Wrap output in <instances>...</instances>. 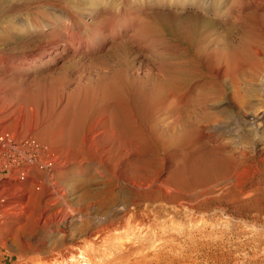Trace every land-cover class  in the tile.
Listing matches in <instances>:
<instances>
[{"label": "rangeland", "instance_id": "1", "mask_svg": "<svg viewBox=\"0 0 264 264\" xmlns=\"http://www.w3.org/2000/svg\"><path fill=\"white\" fill-rule=\"evenodd\" d=\"M109 1L106 0V2ZM204 1V5L199 10L187 3L161 6L151 0L136 1V6L138 5L142 12L140 16L146 15L147 12L151 15L152 21L158 24L154 25L159 33L153 35L156 38H152L157 45H153L152 49L137 52L134 56L130 55L134 69L138 73L134 82L126 80L124 68L118 64L117 53H110L109 59L112 60H109V65L107 64L108 69L118 76V82L129 94L130 103L139 101V104H142L149 97L152 89L155 92V85L158 87L157 92L152 96L153 98L161 97L163 91L162 88L160 90L158 78L154 73L164 76L165 79L176 78V80L187 83L190 89L201 78L206 76L215 78L216 72L236 73L237 70L246 69L250 75L249 68L254 58L249 53L247 45L252 43L258 47L259 51L263 50L264 18L259 15L261 12L254 10V7L249 8L248 0H221V2L217 0L215 2L217 6L215 5L212 11H209L210 7L207 6L210 3L213 6L212 0ZM106 4H103V8L108 10V4ZM175 8L181 10L179 15L174 14ZM47 9L55 14H61L54 8L47 7ZM15 12L21 14L19 10ZM104 14L108 15V12L101 14L100 21L111 20L109 15L105 18ZM235 15L239 19L235 18ZM176 17L182 20L180 26L177 25ZM234 19L238 20L236 24ZM108 21L104 24L106 25ZM232 24L234 28L230 27ZM95 27L96 24L90 30H83V34L95 43H100L99 39L105 34L99 32V35H96L98 28ZM90 32L96 37H93L94 35ZM6 37L7 45L0 46V134H8L12 138V143L17 145H20L22 140H34L42 152L38 153L36 160L33 158L32 162H27L28 156L32 154V150L30 151L27 146H16V149L0 147L2 154L6 152V159L9 157L11 162L15 160V162H10V169L7 167L0 171V187L3 186L4 189L0 190L2 195L0 198L4 199V204L0 203V227L14 229L13 227L25 226L26 230L31 228L35 230L42 221L40 218L42 215L48 217V215H58L62 212H67L68 215L82 212L84 215L82 217L83 219L86 217L87 222L76 230V238L72 242L68 241L67 244L84 240L87 241L86 245H89L92 239L87 238V227L93 225L92 219L96 217L103 219L114 209L118 211L123 204H128L136 198L140 205L138 221L141 225L134 226L133 232L125 235L122 228L115 230L116 224L111 231H108L112 232L109 235L114 234L121 238L117 240L114 250L111 252V248L107 247L105 256L100 258L101 261L97 259L96 263H105L110 259L109 262H113L116 255L126 252L124 254L128 263L123 264H132V262L133 264H147V262L151 264H264V106L257 111L238 113L235 118L233 117V119L243 120L247 127L258 129L259 137L255 146L246 147L247 158L243 159L241 165L238 166L235 172L236 177L231 181L230 192H226L224 184L217 186L215 192L209 196H187L183 190L176 188L177 192L171 191L172 197L167 199L160 197L157 193L152 194V183L148 184L156 175V172L152 171V165H149L147 170L124 168L123 174L127 178L130 176L129 179L134 180L140 188L142 195L137 198V195L133 193L134 188L128 184L123 185L115 180L108 186L106 182L110 176L105 175L104 177L105 173L99 175L95 164L91 162L94 161V158L90 156L92 149L75 148L73 146H86V144L77 145L70 141L74 137L75 140L80 141L83 137L89 140L98 136L101 143L96 146H122L123 148V146L154 145L151 142L152 135L143 129L140 132L131 133L110 127L107 135L102 134L104 137L90 131L95 116L91 109L98 103L100 94L93 88H86L85 83L89 77L91 81H97L95 80L97 70L92 66L94 62L92 64L90 62L92 58L103 52H89L82 56V59L77 53L73 58L66 57L55 63L37 62L31 68H19L11 61L6 63L2 61L26 54L31 49L32 42L23 35L7 34ZM201 38H204L205 50L202 54L196 55L193 45ZM115 40H118L115 36L108 37L109 43L105 49L108 50L109 44ZM152 50L158 54H154ZM82 71L86 72L85 77L79 81L78 74ZM149 72H152V75ZM249 78L242 74L240 82L255 89L262 87V84L251 81ZM228 94L229 91H227ZM227 97H224L220 107L232 106ZM259 97L264 99L263 91L259 92ZM131 106L133 107V103ZM73 126L78 129L75 136L70 135L69 132ZM220 133L223 132H218L219 135ZM103 142L105 145L102 144ZM173 151L171 150L168 155L160 154L162 168L166 169L167 175L172 167L173 162L170 155ZM145 156L148 157L147 152L142 157L145 158ZM79 158H86L84 162L87 163L78 164ZM62 159L64 161H61ZM112 161L114 158L109 157L108 165ZM50 162V166H40L48 165ZM19 169L26 171L25 177L20 176ZM108 170L111 175L112 170L110 168ZM11 185L13 187H10ZM152 198H159L158 203L152 204ZM187 203L190 204L191 209L185 206ZM155 213L160 215L158 219L154 218ZM128 218L129 214L119 223L126 224ZM19 219H21L20 223ZM51 229L56 231L53 235L55 237L56 234L60 235L64 225L60 224L58 228L52 226ZM11 234L3 233L1 238L10 237ZM128 236L131 239L127 238ZM5 240L7 249L13 250L11 241ZM133 249H137L136 252ZM4 252V250L0 252V259L3 257L0 264H10L12 258L2 256Z\"/></svg>", "mask_w": 264, "mask_h": 264}, {"label": "bare ground", "instance_id": "2", "mask_svg": "<svg viewBox=\"0 0 264 264\" xmlns=\"http://www.w3.org/2000/svg\"><path fill=\"white\" fill-rule=\"evenodd\" d=\"M136 1L138 0H110L109 2H106V0H0V46L7 45V34L15 36L23 35L32 42L31 49L26 54L6 58L2 62L6 63L11 61L19 68H31L35 66L37 62L55 63L66 57L73 58L77 53L80 55L79 58L82 59V56L89 52H103V54L92 58V62H90L91 64L94 62L92 66L97 70V77L95 78L97 81H91L89 77L85 83L86 88H93L100 94L98 103L91 109L95 116L92 120L90 131H93L94 134L96 133L95 135H102L108 133L110 127L117 128L119 131L131 133L140 132L143 129L152 135L151 142L154 144L153 146H123L122 148V146H96L101 143V139L98 136H94L93 139L89 140L83 137L80 141L75 140V137L71 138L70 141L73 144H86V146L73 147L79 149H92L90 156L94 158V161L91 162L95 164L98 174L101 175L105 173L104 177L105 175L110 176L106 184L109 186V184L111 185L115 180L123 185L128 184L134 188V195L140 198L142 193L139 191V186L134 180L131 181L129 179L130 176L127 178L122 170L124 168L147 170V167L152 165V171H155L156 175L152 177V181H149L148 184L152 183V194L157 193L160 197L171 199V191L177 192L176 188L183 190L184 194L187 196H209L215 192L216 187L220 184H224L226 192H230V189H232L231 181L236 177L235 172L238 166L241 165L242 160L247 158L246 152L248 151L246 147L255 146L259 137L258 129L247 127L243 120L233 119V117L235 118L238 113H245L251 110L257 111V109L264 106V99L259 97V92H264V43L262 51H259L255 44L249 43V45H247L249 53L254 58L249 68L250 75H248L246 69L237 70L236 73H229L226 71L220 73L216 72L215 78L210 76L201 78L194 86L192 85L193 87L190 89L187 83L176 80V78L172 80L165 79L164 76L154 73L158 78L160 90L162 88L163 91L161 97L153 98L152 95L157 92L158 88L155 85V92L152 89L149 97L142 104H139V101H137V103H130V99L128 98L129 94L126 93L125 89L118 82V76L108 69L107 64L109 65V60H112L109 59L110 53H117L116 56L119 58L118 64L120 67L124 68L126 80L134 82L136 80L135 76H138V73L134 69L133 60L130 58V55L134 56L137 52L152 49V46L156 44V41L154 42L152 38H156L153 37V35L159 33L155 28V25L157 26L158 24H155L153 22L154 20L152 21L151 15L147 12L145 13L146 15H143L144 17L140 16L142 12L139 6H136ZM151 1L161 6L166 4L183 5L187 3L196 10H199L205 2L204 0ZM216 1L217 0H212L213 6H211V3L207 5L210 7L209 11L215 9ZM219 1L221 2V0ZM102 2L108 4V10L103 8L104 3L102 4ZM247 6H249V8L250 6L254 7L256 11L259 10L261 12L259 15L264 18V0H248ZM47 7L54 8L60 11L61 14H55L47 9ZM16 10L21 11V14L15 12ZM105 11L108 12L109 15L104 14V16H106L105 18L109 17V19H111L109 21L105 20L108 21L106 25L104 24L105 21H100V16L106 13ZM173 12L179 15L181 10L175 8ZM63 14L65 15L63 16ZM235 18H238V16L235 15ZM175 20H177L178 26L182 24V20L179 17H176ZM235 22H238V20L234 19V23ZM95 24L98 28L96 35H99V32H104L105 34L104 37L99 39L100 43H95L91 38L83 34V30H90ZM233 24L230 25V27L234 28L236 23ZM179 34H182V32H179ZM91 35L94 34L91 33ZM96 35L93 37H96ZM110 36H115V39L118 40L112 41L109 44L110 48L107 47L108 50H106L105 46L109 43L108 37L110 38ZM34 40L36 41L33 42ZM159 40L162 39L160 38ZM204 42V38H201L194 43L193 48L196 55L204 52ZM93 45L95 46L93 47ZM152 52H154V54L157 53L155 50H152ZM143 53L145 54V52ZM85 73L86 72L82 71L78 74L79 81L85 77ZM87 74L90 73L87 72ZM149 74L152 75V72H149ZM242 74L249 76L251 81L262 84V87L255 89L243 84L240 82L242 80H240ZM261 74L263 78L262 76L260 77ZM227 91H229L228 95ZM224 97L228 98L229 103L232 104L233 107L228 105L226 107H220ZM132 103L133 107L131 106ZM231 125L233 127H230ZM77 131L78 129L75 126L69 129L70 135L73 134L75 136ZM218 132L223 133L219 135ZM91 133L90 135H94ZM222 135H229L231 137H223ZM102 144L105 145L104 142ZM171 150H174L173 154L170 155L173 163L167 175L166 169L162 168L160 154L168 155ZM145 152H147L148 157L145 156V158H143L142 156H144ZM63 157L66 158V156ZM109 157L114 158V161L108 165L107 161ZM86 160V158H79L77 163L82 164ZM61 161L64 160L62 159ZM109 168L112 170L111 175L108 170ZM92 170L94 169L92 168ZM11 178L12 177H10V180H12ZM2 187H0V190L3 191L4 189ZM10 187L13 186L11 185ZM158 199L152 198V204L156 203ZM3 202L4 199L0 198V203ZM12 203H14V201ZM17 204L19 203L17 202ZM10 206H12V204ZM139 206L138 199L135 198L129 201L128 204H123L118 211H114V209L103 219L97 217L92 219L93 225L87 227L88 237H86L92 239L90 240V244L88 243L89 245H86L87 241L84 240L67 244L68 241L72 242L76 238V230L87 222L86 217L83 219L82 212L72 213V215H68L67 212H62L58 215H48V217L42 215L40 217L42 221L35 230L34 228L33 230L32 228L26 230L25 226L21 225L19 228L13 227L14 229L0 227V252L4 250L5 252L2 256L12 258L10 264H98L96 260L105 256L107 247H110L112 252L116 247L117 240L121 238L114 234L109 235L112 233H109V230L111 231L117 224L115 230L122 228L123 233L128 235L133 232L132 228L134 226L141 225L140 221H138V218H140L138 215ZM185 206L191 209L189 203ZM70 207L72 208V206ZM10 209L12 210L13 208ZM42 213L44 212L42 211ZM127 214H129L127 223L126 221V224L119 223ZM15 215H17V213ZM6 216H8V214ZM159 217L160 215L155 213L154 218L158 219ZM20 220L21 219L18 221L19 223L21 222ZM60 224L64 225V229L60 231V235L56 234L57 237L56 235L53 237L56 231H54V229L52 230L51 227L58 228ZM3 233H7L8 235L12 233V236L6 237L5 239L11 241V247L14 248L13 250L7 249L6 240L1 238ZM127 238H129V236ZM99 248H104L105 250ZM100 250L103 253H101ZM124 253L116 255L113 262H109L110 259L108 262L104 261L105 263L99 264H116L115 262H119L118 264L128 263V259ZM132 255L134 256V254ZM142 255L143 254H141V256ZM129 259L131 260V257ZM2 260L3 257L0 259V262H2ZM133 263L134 262H132V264ZM147 264H151V262H147Z\"/></svg>", "mask_w": 264, "mask_h": 264}, {"label": "built area", "instance_id": "3", "mask_svg": "<svg viewBox=\"0 0 264 264\" xmlns=\"http://www.w3.org/2000/svg\"><path fill=\"white\" fill-rule=\"evenodd\" d=\"M16 146H22V147L27 146V148L30 149V151L32 150V154L30 156H28L29 158H27V162H32L33 158H34V160H36L38 153L42 152V150H39L41 148L39 147V145L34 140H22L20 142V145H17V144L12 143V138L8 134H0V147H2V148L7 147L10 149V148H15ZM5 153L2 154L0 152L1 170H4L7 167H9L10 162H11L9 157L7 159L5 158ZM8 156H9V154H8ZM6 161H8V163ZM12 162H15V160H12ZM49 165H50V163L48 165H40V166L45 167V166H49ZM19 173H20L21 177L25 176V171L23 169H20Z\"/></svg>", "mask_w": 264, "mask_h": 264}]
</instances>
